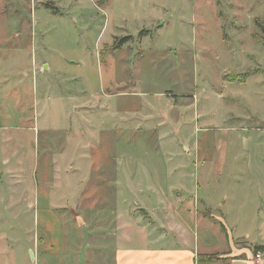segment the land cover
<instances>
[{
	"label": "rangeland",
	"instance_id": "1",
	"mask_svg": "<svg viewBox=\"0 0 264 264\" xmlns=\"http://www.w3.org/2000/svg\"><path fill=\"white\" fill-rule=\"evenodd\" d=\"M177 165L197 168L202 197L234 199L227 217L261 239L264 0H0V197L62 183L91 216L94 185L109 200L125 167L149 184ZM212 167L214 191L202 180ZM12 207L0 200V233ZM8 240L0 264H33ZM70 251L65 264H78Z\"/></svg>",
	"mask_w": 264,
	"mask_h": 264
},
{
	"label": "crops",
	"instance_id": "2",
	"mask_svg": "<svg viewBox=\"0 0 264 264\" xmlns=\"http://www.w3.org/2000/svg\"><path fill=\"white\" fill-rule=\"evenodd\" d=\"M185 147L189 153L190 148ZM94 168L105 172L101 163L94 164ZM196 170L177 165L171 171H164L162 181L146 184L142 180L134 181L140 170L125 167L122 171L125 181L109 184V189L114 191L109 200L98 198L94 185V203L100 207L94 208L91 216L83 215V211L70 204H80L81 196L74 197L62 183L55 186L21 183L16 187L18 192L8 197L10 202L0 197L1 202L13 206L17 216L9 229L0 234L3 239L11 238L8 242L12 243L13 254L15 247H24L31 254L33 264H54L55 256L60 257L57 264H65L70 258H62L65 248L71 250L78 264H199L200 255L215 258L207 264H264L256 257L258 251L255 252L256 246L264 245V230L261 231L264 221L261 229L257 227L262 232L261 239L253 238L255 229L246 232L239 224L241 218L234 223L226 215L234 199L228 202L226 195L225 200L214 199L209 193L201 196L202 184L197 181ZM221 173L222 169L217 167L203 173L202 180L208 190L222 187L215 180ZM46 185L49 187L45 188ZM134 188L141 190L138 192L141 201H135L136 211H131ZM257 189L260 190L259 184ZM118 194L123 197L118 198ZM259 203L258 199V206ZM140 212H145L149 223ZM135 233H142L143 243L134 244ZM76 235L77 240L70 238ZM91 236L93 244L87 246Z\"/></svg>",
	"mask_w": 264,
	"mask_h": 264
},
{
	"label": "trees",
	"instance_id": "3",
	"mask_svg": "<svg viewBox=\"0 0 264 264\" xmlns=\"http://www.w3.org/2000/svg\"><path fill=\"white\" fill-rule=\"evenodd\" d=\"M128 40L127 37L122 38L118 43L115 44L114 49H119L122 44H124ZM263 250L264 251V245H258L255 247V252ZM213 256H207V255H200L199 256V264H207L212 263L214 261Z\"/></svg>",
	"mask_w": 264,
	"mask_h": 264
},
{
	"label": "built area",
	"instance_id": "4",
	"mask_svg": "<svg viewBox=\"0 0 264 264\" xmlns=\"http://www.w3.org/2000/svg\"><path fill=\"white\" fill-rule=\"evenodd\" d=\"M256 257L259 259V260H263L264 262V251H258L257 254H256Z\"/></svg>",
	"mask_w": 264,
	"mask_h": 264
}]
</instances>
